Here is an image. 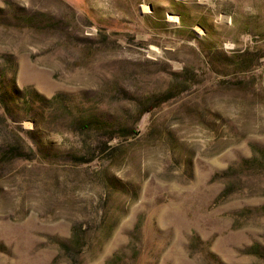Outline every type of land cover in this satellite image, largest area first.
Returning <instances> with one entry per match:
<instances>
[{
    "label": "rangeland",
    "instance_id": "1",
    "mask_svg": "<svg viewBox=\"0 0 264 264\" xmlns=\"http://www.w3.org/2000/svg\"><path fill=\"white\" fill-rule=\"evenodd\" d=\"M0 264H264V0H0Z\"/></svg>",
    "mask_w": 264,
    "mask_h": 264
},
{
    "label": "trees",
    "instance_id": "2",
    "mask_svg": "<svg viewBox=\"0 0 264 264\" xmlns=\"http://www.w3.org/2000/svg\"><path fill=\"white\" fill-rule=\"evenodd\" d=\"M96 119L93 118H88L86 120H77L75 123L77 124V127L79 128L80 131H85V130H90L91 128L95 127ZM111 136H105L103 139H110Z\"/></svg>",
    "mask_w": 264,
    "mask_h": 264
},
{
    "label": "bare ground",
    "instance_id": "3",
    "mask_svg": "<svg viewBox=\"0 0 264 264\" xmlns=\"http://www.w3.org/2000/svg\"><path fill=\"white\" fill-rule=\"evenodd\" d=\"M169 19H170L171 21H174V20L176 19V17L173 16V15H170V16H169Z\"/></svg>",
    "mask_w": 264,
    "mask_h": 264
}]
</instances>
